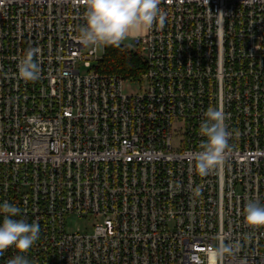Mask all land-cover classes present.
Segmentation results:
<instances>
[{
    "label": "built area",
    "instance_id": "1",
    "mask_svg": "<svg viewBox=\"0 0 264 264\" xmlns=\"http://www.w3.org/2000/svg\"><path fill=\"white\" fill-rule=\"evenodd\" d=\"M160 8L120 45L146 66L132 82L98 73V49L76 38L84 0H0V203L40 226L30 264H190L221 240L239 244L223 264H264V227L243 213L264 205V0ZM29 48L34 82L19 75ZM209 106L232 136L224 167L200 175Z\"/></svg>",
    "mask_w": 264,
    "mask_h": 264
},
{
    "label": "clouds",
    "instance_id": "2",
    "mask_svg": "<svg viewBox=\"0 0 264 264\" xmlns=\"http://www.w3.org/2000/svg\"><path fill=\"white\" fill-rule=\"evenodd\" d=\"M161 0H84V24L79 27L77 39L93 51L107 46L119 47L121 43L141 31L149 30L166 13L160 8ZM38 48H29L19 65V75L34 82L40 77V69L34 61ZM223 109L209 106L203 114L199 135L203 137L195 155L194 169L200 175H208L225 165L232 132ZM244 219L252 228L264 227V205L250 198L244 209ZM0 255L15 248L17 255L8 264H30L24 255L40 239V226L29 223L21 210L8 201L0 203ZM239 250V244L220 241L210 247L206 254H194L190 264H223L226 256Z\"/></svg>",
    "mask_w": 264,
    "mask_h": 264
},
{
    "label": "trees",
    "instance_id": "3",
    "mask_svg": "<svg viewBox=\"0 0 264 264\" xmlns=\"http://www.w3.org/2000/svg\"><path fill=\"white\" fill-rule=\"evenodd\" d=\"M96 71L103 75H114L138 82L146 71V66L141 57L127 47L107 46Z\"/></svg>",
    "mask_w": 264,
    "mask_h": 264
},
{
    "label": "rangeland",
    "instance_id": "4",
    "mask_svg": "<svg viewBox=\"0 0 264 264\" xmlns=\"http://www.w3.org/2000/svg\"><path fill=\"white\" fill-rule=\"evenodd\" d=\"M121 45L130 46L132 45V40L127 38L121 43ZM103 56H104V48L98 49V57L102 59ZM137 89H138L137 86L133 88V90H137ZM67 226H68V230L71 232L82 231L89 233L91 231L92 223L90 221L86 222L84 220H77L75 218H70L68 220Z\"/></svg>",
    "mask_w": 264,
    "mask_h": 264
}]
</instances>
